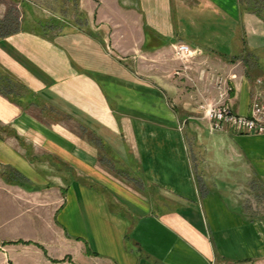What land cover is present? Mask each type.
I'll return each instance as SVG.
<instances>
[{
  "label": "crops",
  "instance_id": "crops-1",
  "mask_svg": "<svg viewBox=\"0 0 264 264\" xmlns=\"http://www.w3.org/2000/svg\"><path fill=\"white\" fill-rule=\"evenodd\" d=\"M86 1L68 33L0 40V264H264V133L211 131L198 108L222 78L251 114L264 18ZM176 42L197 50L187 71Z\"/></svg>",
  "mask_w": 264,
  "mask_h": 264
},
{
  "label": "built area",
  "instance_id": "built-area-1",
  "mask_svg": "<svg viewBox=\"0 0 264 264\" xmlns=\"http://www.w3.org/2000/svg\"><path fill=\"white\" fill-rule=\"evenodd\" d=\"M172 47L175 57L183 63V70H189L191 59L197 54V50L184 42H176ZM215 85L221 92L219 99L205 98L198 106L202 117L210 122L211 131H223L233 127L243 133H264V91L261 90L256 94L251 106V114L242 115L234 112L227 103V97L233 86L222 78H217ZM0 248H3L1 243Z\"/></svg>",
  "mask_w": 264,
  "mask_h": 264
},
{
  "label": "rangeland",
  "instance_id": "rangeland-1",
  "mask_svg": "<svg viewBox=\"0 0 264 264\" xmlns=\"http://www.w3.org/2000/svg\"><path fill=\"white\" fill-rule=\"evenodd\" d=\"M77 1L0 0V17L6 11L13 10L21 19L22 28L42 32L47 36H58L71 31L77 22H83V11L90 7L86 0ZM109 52L115 54L113 46H110Z\"/></svg>",
  "mask_w": 264,
  "mask_h": 264
},
{
  "label": "trees",
  "instance_id": "trees-1",
  "mask_svg": "<svg viewBox=\"0 0 264 264\" xmlns=\"http://www.w3.org/2000/svg\"><path fill=\"white\" fill-rule=\"evenodd\" d=\"M241 3L245 4L246 9L249 11L256 12L259 16L264 18V0H241ZM20 24L21 19L13 12V10L6 11V14L3 17H0V40L20 31L22 29V25ZM248 59L249 54L245 60L248 61ZM0 79H4L2 73H0Z\"/></svg>",
  "mask_w": 264,
  "mask_h": 264
}]
</instances>
